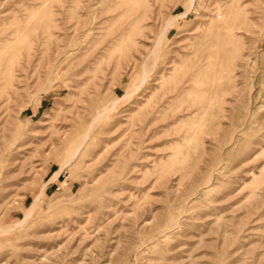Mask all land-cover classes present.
<instances>
[{
  "label": "rangeland",
  "instance_id": "rangeland-1",
  "mask_svg": "<svg viewBox=\"0 0 264 264\" xmlns=\"http://www.w3.org/2000/svg\"><path fill=\"white\" fill-rule=\"evenodd\" d=\"M188 4L0 0V264H264V0Z\"/></svg>",
  "mask_w": 264,
  "mask_h": 264
},
{
  "label": "bare ground",
  "instance_id": "bare-ground-1",
  "mask_svg": "<svg viewBox=\"0 0 264 264\" xmlns=\"http://www.w3.org/2000/svg\"><path fill=\"white\" fill-rule=\"evenodd\" d=\"M194 0H190V5L189 6H191L192 5V2H193ZM189 9H190V7H189ZM189 9H187L186 11H184V12H180V13H178V14H176V15H173V16H170L168 19H167V21H166V24H165V26L163 27V29H161V31L159 32V34H158V37H157V40H156V42H155V47H158V45L160 44V42H161V40H162V38L165 36V34H166V32H167V30H168V27H169V25L173 22V21H175L177 18H179V17H181V16H183V15H185L187 12H188V10ZM219 14V13H218ZM222 16V15H221ZM219 37V36H218ZM222 38V37H221ZM224 39V38H223ZM217 40V39H216ZM220 45V44H219ZM157 49V48H156ZM207 55H208V53H207ZM206 55V56H207ZM211 59V58H210ZM207 60V59H206ZM207 61H209V58H208V60ZM206 61V62H207ZM201 62H203V59H202V61ZM212 62V61H211ZM203 64V63H202ZM207 64V63H206ZM219 64V63H218ZM153 65H154V63H153ZM152 65V66H153ZM208 65V64H207ZM203 66V65H202ZM145 67V66H144ZM143 67V68H144ZM204 69V68H203ZM210 69V68H209ZM144 70V71H143ZM142 71H143V73H141L142 75H141V78H140V82H142V81H144L145 80V78H146V70L145 69H143ZM194 71H197V70H195L194 69ZM198 71H199V68H198ZM216 71V70H215ZM192 72V71H191ZM206 72V71H205ZM210 72V71H209ZM219 72H220V70H219ZM196 73V72H195ZM201 73V72H200ZM213 73V72H212ZM211 73V74H212ZM192 74H194V73H192ZM197 74V73H196ZM199 74V73H198ZM197 74V75H198ZM220 74H222V73H220ZM215 75V74H214ZM217 75V74H216ZM224 75V74H223ZM194 76V75H193ZM201 75H198V77H200ZM218 76V75H217ZM194 77H197V76H194ZM205 77V76H204ZM200 78H202V76L200 77ZM200 78H197V79H200ZM208 78V77H207ZM209 79H210V77H209ZM224 79H226V78H224ZM191 80V79H190ZM189 79H188V81H190ZM205 80H207V79H205ZM216 80V79H215ZM219 80V79H218ZM186 81V80H185ZM192 81H193V79H192ZM223 81V80H222ZM139 82V83H140ZM225 82V81H224ZM228 82V81H227ZM138 83V84H139ZM214 83V82H213ZM135 84V83H134ZM137 84V83H136ZM137 84V85H138ZM221 84V83H220ZM219 84V85H220ZM137 85L136 86H134V87H136L137 88ZM222 85V84H221ZM131 86V85H130ZM130 86L128 87V88H130ZM224 86V85H223ZM221 87V86H220ZM132 88V87H131ZM223 89V88H222ZM132 90L133 89H130V90H126V94H125V96H129L131 93H132ZM134 90H135V88H134ZM134 92V91H133ZM117 100H120V98H118V99H115V100H113V101H111V106H109L108 104L106 105V106H104L98 113H96L94 116H93V119H92V121L86 126V128H85V130H84V133H83V136H81L82 138L80 139V141H79V143L77 144V146L75 147V149L72 151V153L69 155L70 157H73L78 151H79V149H80V147L82 146V144L87 140V138L89 137V132H90V130L92 129V127L95 125V123L98 121V119L100 118V117H102L103 116V114H105L106 112H108V110H110L113 106H114V104L117 102ZM77 155V154H76ZM69 161V158L64 162V163H67ZM63 166V165H62ZM58 174H59V170H56V171H54L53 172V175H52V177H50L51 179H55L57 176H58ZM43 188V187H42ZM41 194V193H40ZM36 198V197H35ZM35 201H37V200H35ZM31 207H33V205L31 206ZM31 213V211L30 210H28L27 212H26V214L24 215V219L25 218H27L28 216H29V214Z\"/></svg>",
  "mask_w": 264,
  "mask_h": 264
}]
</instances>
